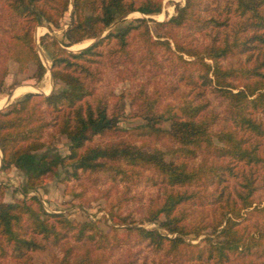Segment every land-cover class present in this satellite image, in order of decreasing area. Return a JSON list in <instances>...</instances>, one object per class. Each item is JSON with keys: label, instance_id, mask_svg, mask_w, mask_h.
I'll return each instance as SVG.
<instances>
[{"label": "trees", "instance_id": "1", "mask_svg": "<svg viewBox=\"0 0 264 264\" xmlns=\"http://www.w3.org/2000/svg\"><path fill=\"white\" fill-rule=\"evenodd\" d=\"M69 4L70 23L61 37L48 33L40 37L50 62L52 90L28 92L0 109V171L14 168L21 173L22 194L38 188L45 177L57 176L59 168H66L64 183L82 173H100L116 182L149 172L145 181L156 188V195L149 201L145 219L158 221L174 236L130 227L136 244L176 259L188 247L182 264H225L235 256H255L249 264H264V227L249 230L247 222L251 215L264 216V203L254 204L253 197L259 185L264 187V0H185L174 4V13L166 20L121 21L76 52L65 48L97 38L130 12L160 14L162 0H0L4 62L10 59L20 68L33 65L31 77L39 81L47 69L37 52L34 27L46 23L58 28ZM178 30L189 33L190 40L182 41ZM132 37L170 52L180 67L177 79L187 88L179 104H167L163 110L157 109V98L144 88L131 94L132 116L144 120L133 128L135 133L166 137L172 145L165 151L144 141L90 143L96 136L117 131L123 115L118 100L109 107L108 98L95 92L102 48L113 45V54L126 57ZM235 54L241 55L242 63L225 67L224 60ZM5 63L0 64V85L7 74ZM211 96L219 99L221 111L212 108ZM163 122H168V128L161 126ZM57 135L67 139V154L52 151ZM201 152L212 159L193 163ZM230 180L238 188H231ZM192 186L210 189L207 203L217 214L209 224L211 236L197 244L182 238L197 237L204 227H187L184 222L186 212L181 206L196 197L194 188L188 190ZM67 238L97 239L102 243L97 249L105 247L107 240L93 222L49 212L35 195L5 202L0 188V264H35L33 252ZM66 244L50 264H137L134 257L108 262L103 253L91 256L90 249L72 255V247ZM150 262L165 261L154 256Z\"/></svg>", "mask_w": 264, "mask_h": 264}, {"label": "rangeland", "instance_id": "2", "mask_svg": "<svg viewBox=\"0 0 264 264\" xmlns=\"http://www.w3.org/2000/svg\"><path fill=\"white\" fill-rule=\"evenodd\" d=\"M184 2L185 0H162L161 13L151 16L137 11L130 12L124 18L112 23L97 38L105 35L121 21L136 24L135 19L140 17H150L154 21L166 20L174 13V4ZM71 10L72 5L69 4L67 11L60 19L58 28H50L46 23L34 27L33 37L37 52L47 69L39 81L31 77L34 71L33 65L20 68L10 59L5 60V63L2 56L3 46L1 44L3 42H0V64L5 63L7 66V74L2 85H0V102L2 103L0 107L5 105L7 95L10 93H12V103L28 92L39 90L38 93L48 94L52 90L54 84L50 75V62L46 51L40 45V37L48 33L52 37L60 38L63 30L70 23ZM148 23L152 24V21ZM151 33H155L152 26ZM177 36L184 42L191 38V35L185 30H178ZM91 40L93 39L84 40L66 48L76 52ZM171 45L173 44L171 43ZM113 47V45H106L102 48L103 55L98 63L99 79L94 83V88L97 95L103 94L108 98L107 104L109 107L118 100L123 106V115L119 118L117 131L96 136L90 143L144 141L150 146H157L165 151L168 146L172 145L166 137H144L135 133L133 128L142 124L144 120L140 116H132L131 94L138 88H144L146 93L157 98L158 110H163L167 104H179L184 98L187 88L177 79L180 67L176 62V58L162 48L145 46L138 37L130 38L129 54L126 57H117L113 54L111 52ZM183 57L190 59L185 55ZM241 61V55L235 54L224 60L223 65L225 67H237L242 63ZM191 69L194 70L195 67L191 66ZM45 87L50 88L44 93ZM19 92L21 93L18 95ZM210 99L212 108L220 111L224 108L218 98L211 96ZM161 126L168 128V122H163ZM52 143V151H56L61 155L68 153L67 139L64 136L57 135ZM203 158L212 159L206 152H201L193 163H198ZM68 169L70 170V168ZM65 170L66 168H59L57 176L45 177L38 188L30 190L26 194H22L20 191L24 178L19 171L14 168L8 171H0V188L3 201L9 202L35 195L39 198L45 210L63 213L76 222H93L96 230L106 236L107 240L103 244L105 247L101 249H97V246L102 244L98 243L97 239L74 242L71 238H67L56 245L49 242L44 249L32 253L35 264H50L54 259L59 258L62 255L61 245L65 242L67 243L66 246L72 247V255L82 254L86 249H90L91 256L95 257L96 254L103 253L108 262H119L122 259L127 260L134 257L137 259V264H141L142 260L148 259L147 264H151L150 260L154 259L155 256L165 261L163 264H182L180 261L184 260L190 248H182V255L176 259L175 255L154 254L148 247L136 244L137 239L134 234L129 235L128 228L134 226L157 229L159 232L167 234L159 226L158 221L145 219L149 201L156 195V188L145 181V176L150 174L149 172L140 171L138 174L132 175L130 179L116 182L107 180L100 173H82L77 178L72 177L67 183H64L61 179L65 176ZM131 170L129 169V171ZM230 186L231 188L235 186L238 188V183L235 180H230ZM259 186L253 197L254 204L261 205L264 203V187ZM193 188L196 191V197L181 206L186 212L184 222L187 227H204L199 236L194 237L190 234L182 236V238L186 243L197 244L201 243L204 237L211 236L209 224L214 222L217 214L213 205L207 203L210 189L202 186H192L188 190L191 191ZM247 222L250 224L249 230H256V227H264V216L251 215ZM167 235L169 237L174 236V234ZM249 260L255 262L256 257L243 258L235 256L225 264H249Z\"/></svg>", "mask_w": 264, "mask_h": 264}, {"label": "water", "instance_id": "3", "mask_svg": "<svg viewBox=\"0 0 264 264\" xmlns=\"http://www.w3.org/2000/svg\"><path fill=\"white\" fill-rule=\"evenodd\" d=\"M96 39H98V38H96ZM96 39L91 40L88 44H86V45L83 46L82 48H84V47H86V46L92 44ZM82 48H81V49H82ZM66 49H67L68 51H70L69 48H66ZM35 92H40V91L37 90V91H35ZM44 93H45V92H44ZM45 94H46V93H45ZM11 99H12V93H10L9 95H7V102L5 103L4 106L0 107V109H2L3 107H5L7 104H10V103H11ZM1 157H2V155H1V151H0V164H1Z\"/></svg>", "mask_w": 264, "mask_h": 264}, {"label": "bare ground", "instance_id": "4", "mask_svg": "<svg viewBox=\"0 0 264 264\" xmlns=\"http://www.w3.org/2000/svg\"><path fill=\"white\" fill-rule=\"evenodd\" d=\"M49 88H50V87H45L43 91H48ZM21 92H22V91H21ZM21 92H19L18 95H19ZM0 104H2V103L0 102Z\"/></svg>", "mask_w": 264, "mask_h": 264}]
</instances>
